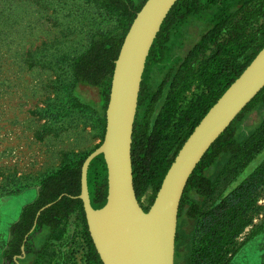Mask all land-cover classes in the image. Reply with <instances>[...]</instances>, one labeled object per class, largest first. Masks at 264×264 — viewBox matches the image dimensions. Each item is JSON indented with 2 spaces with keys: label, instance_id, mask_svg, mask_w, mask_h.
I'll use <instances>...</instances> for the list:
<instances>
[{
  "label": "trees",
  "instance_id": "trees-1",
  "mask_svg": "<svg viewBox=\"0 0 264 264\" xmlns=\"http://www.w3.org/2000/svg\"><path fill=\"white\" fill-rule=\"evenodd\" d=\"M97 1L119 15L123 28L121 34L95 37L88 50L76 60L75 91L81 105L101 109L106 126L115 61L133 21L147 0L142 3L138 0ZM262 3L264 0H179L163 23L147 59L133 134L134 183L140 202L147 178L153 187L149 205L141 202L146 212L186 140L264 48V26L258 35L244 41L227 42L223 35L239 22L241 14L248 12L252 5ZM210 47L216 48V52L200 68L202 72L207 71L215 64L209 94H203L191 105L182 124L181 138L172 154L152 171L153 155L161 139L159 125L164 103L176 89L183 88L192 75L195 76L189 66ZM216 84L218 88L214 90ZM83 87L97 89L100 101L94 104L96 106L91 105L81 90ZM86 158L65 165L43 180L37 199L23 208L19 221L10 227L3 264H31L43 252L45 237L56 232L76 212L80 213L87 230L88 264H103L90 238L83 202L79 199L81 170ZM227 172L236 175L235 186L205 210V202L214 195L220 177ZM88 182L93 207L102 208L108 196V172L102 155L91 164ZM263 186L264 89L213 144L188 182L179 222L193 220L196 226L191 242L194 245L198 240V246L192 245L188 264H224L230 246L246 227L247 222L239 223L240 219H244L246 208L255 204ZM49 204L53 205L41 213L32 231L38 212ZM28 235L26 256L19 259L18 256H23L22 246ZM180 241L181 236L177 233L176 248H179Z\"/></svg>",
  "mask_w": 264,
  "mask_h": 264
},
{
  "label": "rangeland",
  "instance_id": "rangeland-1",
  "mask_svg": "<svg viewBox=\"0 0 264 264\" xmlns=\"http://www.w3.org/2000/svg\"><path fill=\"white\" fill-rule=\"evenodd\" d=\"M263 26L264 4L252 5L223 34L224 40L244 41L258 35ZM122 28L119 15L97 0H0V264L11 223L7 211L15 204L22 206L37 199L43 180L65 165L86 158L104 140L106 126L101 109L83 106L76 97L74 65L95 37L121 34ZM215 52L216 48L210 47L194 60L189 69L195 76L165 101L152 171L172 154L191 105L209 94L215 64L207 71L200 68ZM217 88L216 84L214 90ZM81 90L91 105L99 103L97 89ZM227 173L220 174L205 210L235 186L236 175ZM152 190L147 178L141 190L143 205H149ZM242 221L247 222L246 227L223 263L264 264V186L239 223ZM76 226L68 219L46 236L43 252L31 264H85L87 230L84 223L82 228ZM195 226L193 220H180L181 241L175 264H188ZM197 242L193 246H198ZM86 258L89 263V253Z\"/></svg>",
  "mask_w": 264,
  "mask_h": 264
},
{
  "label": "water",
  "instance_id": "water-1",
  "mask_svg": "<svg viewBox=\"0 0 264 264\" xmlns=\"http://www.w3.org/2000/svg\"><path fill=\"white\" fill-rule=\"evenodd\" d=\"M178 1L147 0L137 14L115 61L104 140L82 165L79 199L103 264H175L180 206L191 176L213 144L264 89L263 48L186 140L146 212L134 183V127L147 59ZM101 155L107 166L108 196L106 204L95 209L88 175L91 164ZM52 205L38 212L32 231L41 213ZM28 237L19 259L26 256Z\"/></svg>",
  "mask_w": 264,
  "mask_h": 264
},
{
  "label": "crops",
  "instance_id": "crops-1",
  "mask_svg": "<svg viewBox=\"0 0 264 264\" xmlns=\"http://www.w3.org/2000/svg\"><path fill=\"white\" fill-rule=\"evenodd\" d=\"M28 195V194H27ZM27 195H26V198H27ZM24 197V196H23ZM29 198V197H28ZM25 200V199H24ZM36 200V198L35 199H33V200H30L29 202H27L26 204H23L22 206L20 205V204H15V206L13 207L14 209H10V210H8L7 211V213H6V218H7V220H8V222L10 223L9 224V226L7 227V238H8V235H9V230H10V227L13 225V224H15L16 222H18L19 221V219H20V217H21V214H22V212H23V208L26 206V205H28V204H30V203H32V202H34ZM19 202L21 203V202H23V199H19ZM12 220V221H11ZM6 246H7V244H6ZM5 250V249H4ZM4 250H2L1 252V260H2V263L1 264H3V252H4ZM19 264V263H18Z\"/></svg>",
  "mask_w": 264,
  "mask_h": 264
},
{
  "label": "built area",
  "instance_id": "built-area-1",
  "mask_svg": "<svg viewBox=\"0 0 264 264\" xmlns=\"http://www.w3.org/2000/svg\"><path fill=\"white\" fill-rule=\"evenodd\" d=\"M222 39V38H221ZM69 223L71 224V225H77V226H79V228H82V226H83V220H82V218H81V215H80V213L79 212H76V213H74L70 218H69ZM76 226V227H77ZM86 245H88V244H86ZM89 246V245H88ZM89 253V247H86V255H85V253L83 252V255H82V257H84V255H85V258H84V260H85V264H88V260H87V258H86V256H87V254ZM86 261H87V263H86Z\"/></svg>",
  "mask_w": 264,
  "mask_h": 264
}]
</instances>
